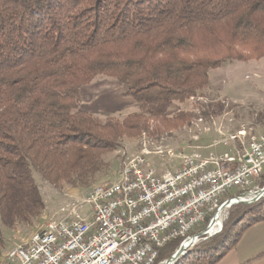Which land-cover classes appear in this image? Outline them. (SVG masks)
I'll return each instance as SVG.
<instances>
[{"label": "trees", "instance_id": "1", "mask_svg": "<svg viewBox=\"0 0 264 264\" xmlns=\"http://www.w3.org/2000/svg\"><path fill=\"white\" fill-rule=\"evenodd\" d=\"M251 57H264V0H0V249L5 230L46 209L35 173L58 189L116 175L107 153L126 137L160 139L208 116L198 98L211 70ZM99 75L126 84L139 110L101 118L81 109L83 87ZM174 101L199 113L170 114ZM262 221L264 197L233 205L222 230L174 264H216ZM186 236L164 244L154 264Z\"/></svg>", "mask_w": 264, "mask_h": 264}, {"label": "built area", "instance_id": "2", "mask_svg": "<svg viewBox=\"0 0 264 264\" xmlns=\"http://www.w3.org/2000/svg\"><path fill=\"white\" fill-rule=\"evenodd\" d=\"M235 136V145L225 139L229 151L221 154L140 152L114 180L72 200L67 217L47 221L14 244L0 264H154L164 244L189 236L230 190L259 188L264 132Z\"/></svg>", "mask_w": 264, "mask_h": 264}, {"label": "rangeland", "instance_id": "3", "mask_svg": "<svg viewBox=\"0 0 264 264\" xmlns=\"http://www.w3.org/2000/svg\"><path fill=\"white\" fill-rule=\"evenodd\" d=\"M127 89L126 84L114 77L99 75L83 87L80 108L101 118L111 114L123 117L138 111L139 104L132 96L126 94ZM198 99L205 104L209 112L208 116L194 114L190 125L175 129L160 139L149 137L145 133L138 137H126L120 149L104 156L106 161H116L118 170L116 175L101 177L89 188L75 187L65 183L62 189H58L48 183L41 174L35 173L44 196L46 209L39 219L33 220L32 224L19 223L15 228L4 231L6 246L0 249V259L14 244L29 237L47 221L67 217L70 211L66 209L72 200L87 195L96 184L114 180L124 163L144 150L153 152L158 149L173 148L199 151L205 155L221 154L229 151L230 146L224 144L225 139L229 141V144L235 145L237 143L235 135H238L240 131H247L248 136L264 132V57L259 59L251 57L248 60L232 59L219 68L211 70L206 96ZM168 108L170 114L186 108L199 113V108L177 101L170 103ZM238 192L237 189L230 190L221 203L228 196L238 195ZM232 206L224 212L223 223ZM79 212L83 215L86 209ZM209 219L194 230L201 229L204 224L207 225ZM255 229L257 231L264 229V224H259ZM242 238L237 246L216 264H238L264 248V243L253 245L252 238L245 237L243 240Z\"/></svg>", "mask_w": 264, "mask_h": 264}, {"label": "water", "instance_id": "4", "mask_svg": "<svg viewBox=\"0 0 264 264\" xmlns=\"http://www.w3.org/2000/svg\"><path fill=\"white\" fill-rule=\"evenodd\" d=\"M264 197V186L256 190L242 192L234 197L225 199L217 208L214 215L209 219L206 227L198 233L186 236L184 240L179 244L175 252L163 261V264H174L181 256L185 255L190 249L202 239H206L215 233H218L223 228L222 216L228 207L234 204H251ZM216 225H219L220 229H214Z\"/></svg>", "mask_w": 264, "mask_h": 264}, {"label": "crops", "instance_id": "5", "mask_svg": "<svg viewBox=\"0 0 264 264\" xmlns=\"http://www.w3.org/2000/svg\"><path fill=\"white\" fill-rule=\"evenodd\" d=\"M261 223L264 224V222H261ZM261 223H258L256 225H254L253 227H251L250 229H248L246 231V233L244 234L242 240L246 237V238H252V240H253L252 244L253 245L254 244H259V243H264V229H262L260 231L259 230L257 231V229H255V228H258L259 224H261ZM242 240L240 241V244H241ZM263 250H264V248H262L261 250H258L255 254H253L252 256H250L248 258H246L245 260L250 259L251 257H253L254 255L260 253ZM249 264H264V255L262 257H260V258L255 259L254 261H252Z\"/></svg>", "mask_w": 264, "mask_h": 264}, {"label": "bare ground", "instance_id": "6", "mask_svg": "<svg viewBox=\"0 0 264 264\" xmlns=\"http://www.w3.org/2000/svg\"><path fill=\"white\" fill-rule=\"evenodd\" d=\"M263 174H264V173H263ZM214 229H215V228H212V227H211V230H212V231H214Z\"/></svg>", "mask_w": 264, "mask_h": 264}]
</instances>
